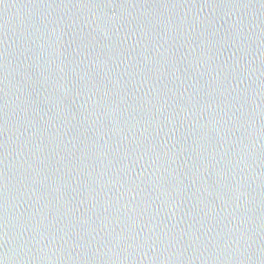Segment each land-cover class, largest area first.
<instances>
[{
	"label": "water",
	"instance_id": "obj_1",
	"mask_svg": "<svg viewBox=\"0 0 264 264\" xmlns=\"http://www.w3.org/2000/svg\"><path fill=\"white\" fill-rule=\"evenodd\" d=\"M0 264H264V0H0Z\"/></svg>",
	"mask_w": 264,
	"mask_h": 264
},
{
	"label": "clouds",
	"instance_id": "obj_2",
	"mask_svg": "<svg viewBox=\"0 0 264 264\" xmlns=\"http://www.w3.org/2000/svg\"><path fill=\"white\" fill-rule=\"evenodd\" d=\"M105 35H107V33H105ZM9 251L14 253L15 252V249H10Z\"/></svg>",
	"mask_w": 264,
	"mask_h": 264
}]
</instances>
